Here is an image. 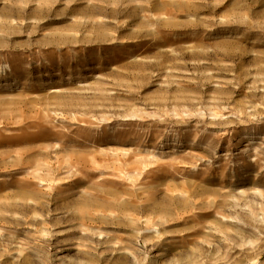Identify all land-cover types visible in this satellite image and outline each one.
Wrapping results in <instances>:
<instances>
[{
    "label": "rangeland",
    "instance_id": "1",
    "mask_svg": "<svg viewBox=\"0 0 264 264\" xmlns=\"http://www.w3.org/2000/svg\"><path fill=\"white\" fill-rule=\"evenodd\" d=\"M0 264H264V0H0Z\"/></svg>",
    "mask_w": 264,
    "mask_h": 264
}]
</instances>
